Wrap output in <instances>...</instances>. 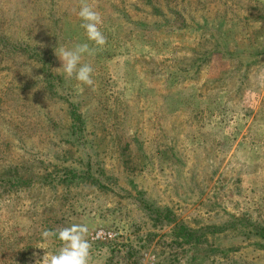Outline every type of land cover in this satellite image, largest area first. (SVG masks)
I'll use <instances>...</instances> for the list:
<instances>
[{
	"label": "rangeland",
	"instance_id": "374dc122",
	"mask_svg": "<svg viewBox=\"0 0 264 264\" xmlns=\"http://www.w3.org/2000/svg\"><path fill=\"white\" fill-rule=\"evenodd\" d=\"M86 2L94 86L55 70L81 0H0V264L71 224L117 234L91 264H264V0Z\"/></svg>",
	"mask_w": 264,
	"mask_h": 264
},
{
	"label": "clouds",
	"instance_id": "9594fccd",
	"mask_svg": "<svg viewBox=\"0 0 264 264\" xmlns=\"http://www.w3.org/2000/svg\"><path fill=\"white\" fill-rule=\"evenodd\" d=\"M78 16L88 41L96 47H90L89 43L76 44L72 48L57 47L55 54L62 61V67L55 70H62L66 77L74 78L80 84L94 86V68L90 63L82 62V58L85 55L94 56L107 43V37L102 31L103 19L101 13L86 0H81ZM88 233L86 224H71L58 230L44 229L42 237L45 240L58 239L61 247L55 254L46 252L42 259L34 253L35 264H91L92 243Z\"/></svg>",
	"mask_w": 264,
	"mask_h": 264
},
{
	"label": "built area",
	"instance_id": "2783aa9c",
	"mask_svg": "<svg viewBox=\"0 0 264 264\" xmlns=\"http://www.w3.org/2000/svg\"><path fill=\"white\" fill-rule=\"evenodd\" d=\"M117 234L113 231L99 229L92 233L91 242H109L116 238ZM142 264H158L157 257L154 254L142 253Z\"/></svg>",
	"mask_w": 264,
	"mask_h": 264
},
{
	"label": "trees",
	"instance_id": "16d2710c",
	"mask_svg": "<svg viewBox=\"0 0 264 264\" xmlns=\"http://www.w3.org/2000/svg\"><path fill=\"white\" fill-rule=\"evenodd\" d=\"M255 233L258 236V239L261 241V248L264 249V226L261 227H256L255 229ZM175 236L177 237V239L181 240L182 242L185 241L186 238H188L191 236L190 231L183 226H178L175 229Z\"/></svg>",
	"mask_w": 264,
	"mask_h": 264
}]
</instances>
